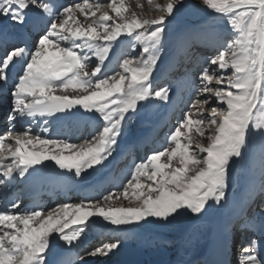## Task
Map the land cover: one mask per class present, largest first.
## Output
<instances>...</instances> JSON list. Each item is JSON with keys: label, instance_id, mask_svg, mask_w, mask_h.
<instances>
[{"label": "snow or ice", "instance_id": "snow-or-ice-1", "mask_svg": "<svg viewBox=\"0 0 264 264\" xmlns=\"http://www.w3.org/2000/svg\"><path fill=\"white\" fill-rule=\"evenodd\" d=\"M147 4L158 13L154 18L144 17L140 0L135 8L126 0L59 6L0 0V17L24 24L34 15L33 30L40 33L31 48L0 44V90L8 88L11 96L10 127L0 134V183H80L89 170L106 166L133 115L170 99L168 88L153 87V74L167 28L185 4ZM199 6L222 17L230 34L191 81V98L166 145L133 164L119 187L94 199L55 208L22 209L18 199L11 202L0 211V264H73L54 258L57 242L79 246L91 225H111L126 236L141 222L207 215L227 200L231 165L243 159L253 137H264V0H200ZM126 44L139 46L138 55H127ZM38 118L45 125L83 122L93 131L79 143L44 138L32 127ZM17 123L20 131L14 130ZM121 199L137 203L123 206ZM260 231L264 235V223ZM120 244L117 235L80 259L88 264L85 257H107ZM240 264H264V241L241 244Z\"/></svg>", "mask_w": 264, "mask_h": 264}, {"label": "bare ground", "instance_id": "bare-ground-1", "mask_svg": "<svg viewBox=\"0 0 264 264\" xmlns=\"http://www.w3.org/2000/svg\"><path fill=\"white\" fill-rule=\"evenodd\" d=\"M53 1L54 0H49V2L51 3H53ZM76 2H79V0H75V2L71 3ZM101 2L103 3L104 0H101ZM126 2L130 3L132 7L135 8L136 0H126ZM140 2L144 5L143 12L144 16H146V13L151 9L148 7V5H146L147 1L140 0ZM68 4H70V2ZM57 6H59L58 2ZM104 10L108 11L109 9H107L106 7ZM136 11L140 12V9H136ZM97 15H99V13ZM34 19L35 16L33 15L30 16V18L24 24H16L7 18L0 17V44H6L8 48H11L13 46L25 45L31 48L36 41L37 36L40 34L39 32L33 30ZM81 19L83 18L81 17ZM122 39H125L127 41L131 38L124 37ZM130 47V45L126 44L124 47V52L129 56H135L134 50L130 49ZM0 54H2V49H0ZM10 87L11 85H9V88ZM10 109L11 96L9 94V89L5 88L3 90H0V134H3L10 127L7 119V116L10 113ZM73 111H75V109H73ZM80 111L84 113L85 116L91 115V113H85V110L82 108L80 109ZM166 114L169 115L170 112H166ZM139 123L140 120L137 114L133 115L127 127L125 123L124 134L119 138V147L105 162L106 166L96 172H92L91 170H89V174L87 175L86 179L80 183L68 182L59 178H51L33 182L31 184H7V187L8 189H13L14 187L20 186L30 194H32L33 189L41 188L42 190L46 191L47 194H55L59 196V199L61 201L57 203L53 208L62 203H78L85 198L94 199L100 196L102 193L112 191L114 190V188L119 187L121 183L125 181L130 170L132 169L133 164L140 163L152 151L160 149L162 147L159 144L160 138L158 140H155V137L149 136L148 131H144L141 134L142 136L138 135L137 127ZM145 123L147 124V129L148 126L152 127V125L154 124V122L151 120L145 121ZM24 127H28V125H24ZM32 127L36 132L41 133L44 138H66L73 143H79L83 137L89 136L93 131L92 127L86 126L83 122H76L72 120H52L49 124L45 125L43 123V119L38 118L37 122L33 124ZM45 127L49 129L47 133L43 132V129ZM85 129H87V133L83 132ZM14 130H21L18 123L16 124V128ZM128 132L131 137L126 142L123 139ZM260 156L261 160L259 161V172L264 174V154H261ZM45 163L52 164L53 162L46 161ZM175 165L176 162L174 161L173 166ZM57 171L60 170L57 169ZM74 186L75 188L71 190ZM257 186L259 187V181L257 182V184H253V189L256 192L257 190H259V188L255 189L257 188ZM67 193H69V198L65 199L64 196ZM257 194H252L251 190H249V196L246 199L255 198L257 201ZM260 195H262L264 199V191H261ZM256 201L254 202V204L256 203ZM248 202L243 205H241L240 203L234 204L238 205L241 209L240 212L237 208H234L233 210V214L237 213L238 220L240 219L239 215L241 216L243 214V211L251 205V202L249 203V205H247ZM117 203L122 204L123 206H135L137 202L131 199H121L120 201H117ZM255 209L256 212H254L252 216L250 214L251 218H249L247 221H244L243 223L246 230H248L249 227H252V230L255 231L251 233V235H248L249 237L246 238V242L243 243L245 246H247L248 242L253 238L257 239L258 241H264V235H262L260 231L261 225L262 223H264V216L260 215L261 211L259 209L257 210L256 207L254 208V210ZM235 217L232 219H235ZM92 219L99 218L94 217ZM218 219L222 220V216H219ZM210 223L211 221L201 226L195 227V230L198 231H192L187 236L185 235V239H183V241H177L178 238L170 241L169 244L172 247L173 255L171 254L167 258L162 259L160 262H151V260L157 259L154 258L155 256L153 253L152 255H150V252H146L145 256H140V254L145 248L144 241H146L147 238V241L152 244L151 246H153L154 242H158L163 245L166 244V241L162 243V236H153L156 233L146 234L145 231L139 227L131 228V231L125 236L122 234L114 233L112 231V228L114 226L111 225H107V227H104L103 225H91L90 228L86 231V234L84 235L79 246H76L75 244L66 245L62 241H58V248L56 256L54 258L57 260L67 258L72 260L73 264H84V261L81 260L80 257L84 256L85 250H90L96 246H99L101 243H107L115 236L119 235L121 244L113 254H110L107 257H85V259L88 261V264H208L209 262H214L215 264H240V247L236 252L232 251V255L230 257L226 256L223 251L225 237L233 234V229L237 224L233 223V221L230 220V226L225 228V226L222 225L221 221L216 220V222L212 224L211 230H209ZM225 225L228 226V224ZM204 227L208 229L210 234L206 235V231H203L202 236L199 238L196 234L200 233L204 229ZM238 229L244 228L241 226ZM148 231L150 232L151 230L148 229ZM194 235L196 236L193 238H189ZM206 237L207 240H204Z\"/></svg>", "mask_w": 264, "mask_h": 264}, {"label": "rangeland", "instance_id": "rangeland-1", "mask_svg": "<svg viewBox=\"0 0 264 264\" xmlns=\"http://www.w3.org/2000/svg\"><path fill=\"white\" fill-rule=\"evenodd\" d=\"M167 1L168 0H153V3L166 4ZM190 1L184 0L185 6L175 13V19L172 20L171 24L167 28L166 36L164 37L163 41H165L166 45L169 48L175 46L178 35L189 26L190 22L208 20L209 26L227 27L222 17L213 14L211 10H206L204 7L199 6L200 0H190ZM157 14L158 13H156L155 11L153 12L149 11L146 13V16L144 17L151 19L154 18V15ZM138 48L139 46H137V48L134 49L137 50ZM134 54L136 56L138 55V52L134 51ZM162 59H163V54L161 53V59L159 61H161ZM83 132L87 133V129H85ZM201 142L205 144L207 143L205 140H202ZM261 154H264V137L256 135L251 139L243 159H239L231 165L229 171L227 200L221 202V210L219 207L220 205H214L213 208L208 211L207 215H201V216L187 215L177 218L176 220L171 221L170 223L141 222L142 226H140L139 228L143 229L146 234L156 233L153 236H159V237L162 236L161 241L162 243L166 241V244L163 245L158 242H154L153 246H151L152 244L147 241L148 239L147 238L146 241H144L145 248L142 250L140 256H145L146 252H150V255H152L153 253L155 256L154 258H157L156 260H151V262L154 263L160 262L162 259L167 258L172 254V247L169 244L170 241L175 240L176 238H178L177 241H183V239H185L184 238L185 235L187 236L192 231L193 232L198 231L195 230V227L206 224L209 221H211L209 230H211L212 224L215 223L216 220L221 221L222 225H224L225 228L229 227L230 220L235 222L238 219L237 213H234L235 215L233 214L234 208L239 209V212L241 211L238 205H234L236 203H240L241 205H243L250 200L247 205H249V203L251 202L250 207L251 206L253 207L256 199L255 198L246 199L249 196V190H251L252 194L254 193L260 194L261 191H264V174L259 172V166H260L259 161L261 160V156H260ZM175 166L178 165L176 164ZM250 174H252L254 177L255 175L256 177L258 176L257 179H255L256 177L255 178L252 177ZM258 181H259V187L257 186V188L255 189L259 188V190H257L256 192L253 189L254 188L253 184L254 185L257 184ZM261 198L262 197L258 198L256 201L257 210L258 209L260 210L263 207V205L261 206V202H262ZM259 205L260 207H258ZM245 211L246 209L243 211V215H241L240 219L242 218L244 219V216L248 215L246 213L244 214ZM254 212H256V209L251 212V216L254 214ZM219 216H222V220L218 219ZM234 217L235 219H232ZM152 219L153 218H148L149 221H151ZM225 224H228V226ZM205 228L206 227H204V229L200 233L196 234L198 235L199 238L202 236L203 231H206L207 233L206 235L210 234L208 229ZM148 229H150L151 231L149 232ZM196 235L191 236L189 238H193ZM204 240H207V237Z\"/></svg>", "mask_w": 264, "mask_h": 264}]
</instances>
